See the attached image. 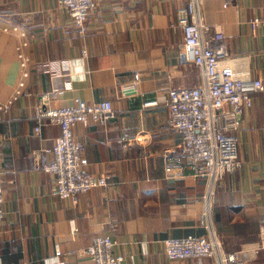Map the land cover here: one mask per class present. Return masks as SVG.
Listing matches in <instances>:
<instances>
[{
	"label": "crops",
	"instance_id": "obj_1",
	"mask_svg": "<svg viewBox=\"0 0 264 264\" xmlns=\"http://www.w3.org/2000/svg\"><path fill=\"white\" fill-rule=\"evenodd\" d=\"M187 2L98 0L80 32L58 0H0V102L22 78L16 47L24 43L28 57L27 94L0 111V264H49L56 256L58 264H91L79 251L104 234L116 240L120 264H213L210 258L174 260L165 253L167 238L205 234L209 220L225 252L259 242L264 92L251 93L236 115L241 166L224 175L209 197L205 179L181 176L180 162L167 161L179 141L169 124L168 91L194 87L202 77L178 56L184 34L177 11ZM199 13L226 35L235 75L264 79V26L250 25L264 18V0H202ZM47 92L52 108L78 99L112 102L114 116L106 126H73L84 145L86 170L106 175L109 185L61 198L53 193V174L36 168L31 152L41 150L40 162L50 161L43 149L60 136L58 125L32 130L34 106ZM122 136L134 140L123 146ZM257 261H264V249Z\"/></svg>",
	"mask_w": 264,
	"mask_h": 264
},
{
	"label": "built area",
	"instance_id": "obj_2",
	"mask_svg": "<svg viewBox=\"0 0 264 264\" xmlns=\"http://www.w3.org/2000/svg\"><path fill=\"white\" fill-rule=\"evenodd\" d=\"M97 1L58 0V5L71 16L80 32H83L88 14L95 8ZM201 2L202 0H188L186 6H181L177 11V24L184 34V40L178 47V56L183 62L195 65L202 77L194 87L171 88L168 91L166 105L169 108V124L179 135V141L174 149L175 157L167 161L180 162L181 176L205 179L209 197L224 175L241 166L237 136L234 134L237 129L236 115L240 114L242 105L250 101L251 93L264 92V79H246L235 75L228 63L226 35L218 25L202 20L199 13ZM250 25L252 28L264 26V18L255 17L250 20ZM23 46L24 43L16 47L19 63L23 68L22 78L11 96L0 102L2 112H8L22 94H27L24 91V77L28 75L25 69L28 57L22 51ZM85 53L84 50L83 54ZM51 94L52 92H47L39 96L33 110L35 124L32 130L38 134L44 125H58L60 136L51 147L43 149L52 155L50 161L40 162L41 150L31 152L36 168L53 174V193L61 198H73L92 188L109 185L106 175L92 174L86 170L88 160L84 156V145L75 137L73 126L77 122L89 121L106 126L114 116L112 102L103 99L87 103L78 99L73 105L52 108L47 106ZM226 106L231 109L226 111ZM133 140L122 136L118 141L127 146ZM2 174L0 161V224L5 215ZM206 230L202 235L188 234L167 238L166 255L174 260L210 258L213 259V264H255L257 252L264 249V206L258 243L225 252L210 220ZM70 233H77L74 224ZM116 243L110 235L95 236L91 244L79 253L88 256L91 264H120L123 257L114 252ZM57 262L56 256L48 263L58 264ZM257 264H264V261H257Z\"/></svg>",
	"mask_w": 264,
	"mask_h": 264
}]
</instances>
